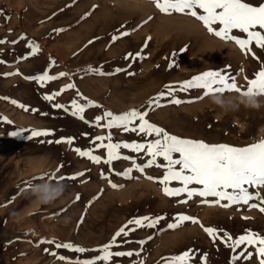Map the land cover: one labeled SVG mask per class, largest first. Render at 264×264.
Returning <instances> with one entry per match:
<instances>
[{
    "label": "rangeland",
    "instance_id": "1",
    "mask_svg": "<svg viewBox=\"0 0 264 264\" xmlns=\"http://www.w3.org/2000/svg\"><path fill=\"white\" fill-rule=\"evenodd\" d=\"M246 2L258 6L264 0ZM218 27L213 25L214 29ZM123 31L130 35L112 43L111 37ZM232 34L246 38V34L236 29ZM0 40L6 41L0 44V60L4 61L0 63V264H65L50 251L71 261L94 258L99 254L94 249L107 244L129 219L143 216L165 219L155 228L137 229L127 238L131 243L113 248V251H140L139 257L114 258L113 264H134L141 259L143 264H164L163 257L188 250L195 251L190 264H201L203 253H207V264H229L231 249L219 241L214 245L199 224L187 221L169 228L178 214L197 217L204 226L223 229L234 237L249 230L264 235V212L259 208L243 204L209 206L201 204L199 197L180 204L178 201L184 197H168L162 185L146 178H162V167L146 168L144 173L133 170L131 178H125L116 173L131 167V161L118 160L109 166L78 156L73 148L93 147L90 140L106 135L107 130L90 127L70 112L53 107L54 103L67 106L78 90L101 105L86 109L84 115L88 121L105 110L114 114L133 108L143 111L152 97L165 91V85H179L212 70H227L230 75H236L238 85L246 89V78H254V73L264 65V49L253 45L254 55L245 54L234 41L219 39L190 15L161 13L152 0H0ZM30 42L40 47L34 56H29ZM130 52H142L147 58L125 59ZM53 60L54 66L50 63ZM170 64L173 66L169 67ZM89 68L113 74L101 76L88 72ZM117 68L126 71L115 73ZM46 69L50 70L49 74L66 72L70 78H61L43 88L25 78L40 75ZM17 72L20 75H5ZM69 83L76 88L53 102L43 98ZM175 95L193 102L174 105L166 99L161 101L163 107L149 110L147 117L168 133L237 147L264 140V105L259 109L241 106L238 111L225 112L211 102V95L200 99L202 89L186 92L177 89ZM224 95L239 94L225 92ZM260 99L264 101V95ZM13 100L17 104L11 103ZM18 105L26 106L28 111ZM20 129L51 130L53 135L29 139ZM13 131L18 135L11 136ZM112 132L114 142L143 140L135 133ZM68 137L75 138L71 146L55 143ZM94 154L106 156L103 149ZM121 154L135 158L137 164L147 159L144 154L128 150H121ZM157 163L164 162L159 158ZM80 172L84 176L62 181L66 191L51 204L37 202L26 183L49 179L56 183V179L50 178L52 174L60 177ZM102 172L108 179L102 178ZM41 176L45 179H34ZM109 180L122 187L113 189ZM171 186L180 185L173 182ZM260 192L264 196V189ZM41 240L72 243L88 251L73 253L41 244ZM140 240L146 241L142 250L136 243ZM249 250L253 258L244 264H258L255 249Z\"/></svg>",
    "mask_w": 264,
    "mask_h": 264
},
{
    "label": "snow or ice",
    "instance_id": "2",
    "mask_svg": "<svg viewBox=\"0 0 264 264\" xmlns=\"http://www.w3.org/2000/svg\"><path fill=\"white\" fill-rule=\"evenodd\" d=\"M152 2L161 13L171 15L175 12L194 17L202 22L209 33L224 41H234L245 54L253 53V45L256 48L264 49V3L254 6L246 2V0H152ZM213 25H218V29H214ZM234 29L246 34V38L234 36L232 34ZM56 31H63V29ZM129 35L128 31L113 35L111 37L112 43H115L121 37ZM21 39L26 40L27 38L21 37ZM5 42L0 40V44ZM12 43L15 44L16 41H12ZM89 43H92V41ZM28 48L30 49L29 56H34L40 51L39 45L35 42L28 43ZM173 55L175 56V54ZM27 58L21 57V59ZM146 58V56L142 55V52L135 54L130 52L125 56V59L131 61ZM0 63H4V61L0 60ZM50 63L53 66L55 65L54 60L50 61ZM172 66V64L169 65V67ZM87 71L101 76L113 74L106 73L100 68H89ZM121 71L126 70L115 69V73ZM49 73L50 70L46 69L40 75L25 78L36 81L43 88L51 82L69 77L66 72H60L58 75ZM13 74L20 75L19 72L5 75ZM128 74L134 75L132 72ZM246 82L247 88L242 89L237 83L236 75H230L227 70L205 71L179 85H165V91L152 97L143 111L133 108L123 114H114L112 111L105 110L101 115L95 116L92 121L85 119L86 109L100 108L101 105L88 99L78 90L76 98L72 99L67 106L61 103H54L53 107L70 112L72 116L89 124L90 127L107 130L106 135H98L90 140V144L93 147L85 150L80 147L72 149L78 156L87 158L94 164L104 163L111 166L114 161H131V167L116 173L125 178H131L133 170L144 173L146 168L153 166L162 167L164 168L162 178L152 176H147L146 178L162 185L164 195L168 197H184L178 201L180 204H187L194 197H199L201 204H208L209 206L230 207L243 204L248 205L250 208H259L261 212H264V196L260 192V189H264V140L243 147L224 143L209 144L202 140L186 139L170 134L163 127L157 126L147 118L149 110L164 106L161 103L163 100L167 99L168 103L174 105L193 102L177 98L175 95L177 89L182 92L194 88L202 89L203 95L200 99L209 95H223L225 92H236L241 96L264 95V65L260 67L259 71L254 73V78H246ZM75 88V84L69 83L59 91L45 94L43 98L46 101L53 102L65 92ZM81 101L84 103H81ZM11 103L17 104L14 100ZM18 106L28 111L26 106ZM32 111H36V109H32ZM5 122L11 123L10 121ZM112 130L135 133L138 136H142L143 140L130 143L114 142ZM20 133H27L29 139L53 135L51 130L35 129H20ZM10 135L16 136L18 133L13 131ZM84 135L87 136L88 134L85 133ZM74 140V137L61 138L56 140L55 143H66L71 146ZM48 142L52 143V141ZM100 149L105 150V157L94 154ZM121 150H128L137 155L144 154L147 157L146 162L137 164L135 158L122 155ZM159 158H162L164 163H157ZM60 167L63 166L61 165ZM57 171H59V167ZM84 174V172H80L76 175L60 177L52 174L50 178L59 182L66 179L76 180L78 177L84 176ZM101 176L104 179H108L103 172ZM34 179H45V177L41 176ZM173 182L178 183L180 186H171ZM26 183L31 187V181ZM109 184L113 189L122 187L112 183L111 180H109ZM194 185L199 187H192ZM250 189H256V191H250ZM209 197L214 199L209 200ZM76 199H80L79 195H77ZM223 201H227V203H221ZM252 201H259V203H250ZM164 219L163 216H143L129 219L126 224L122 225L114 233L107 244L93 250L99 253L94 258L71 261L65 256L57 255L55 251H50V254L58 260L64 261L65 264H113L114 258H131L134 255L139 257L140 251H113V248L120 247L122 243H131L132 241L127 238L137 229L155 228ZM187 221L199 224L214 245L219 241L225 247L231 249L232 254L229 264H244V262L250 261L254 255L249 250L252 248L255 249V257L258 260V264H264V235L249 230L245 234L234 237L223 229L212 226L206 227L197 217L186 214H178L175 217V223L169 224L168 227L174 229ZM40 243L54 245L56 249H67L73 253L84 254L88 251L84 247L75 246L72 243H59L55 240H41ZM136 243L140 245L142 250L146 241L140 240L136 241ZM45 251L49 250L46 249ZM194 256L195 251L188 250L180 255L163 257L162 260L164 264H190ZM134 264H143V260H138ZM201 264H207V253L201 255Z\"/></svg>",
    "mask_w": 264,
    "mask_h": 264
},
{
    "label": "clouds",
    "instance_id": "3",
    "mask_svg": "<svg viewBox=\"0 0 264 264\" xmlns=\"http://www.w3.org/2000/svg\"><path fill=\"white\" fill-rule=\"evenodd\" d=\"M260 94L252 96H225L217 94L210 97L213 104L220 107L225 112L238 111L241 106L249 109H259L264 105L260 99ZM66 191V185L62 182L53 183L50 179L41 183L31 184V192L41 204H51L61 198Z\"/></svg>",
    "mask_w": 264,
    "mask_h": 264
}]
</instances>
